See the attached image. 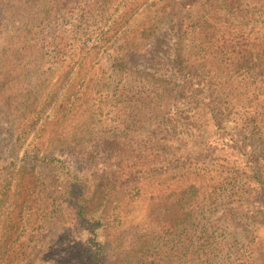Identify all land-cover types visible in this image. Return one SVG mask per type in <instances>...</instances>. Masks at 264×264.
I'll use <instances>...</instances> for the list:
<instances>
[{"label":"rangeland","instance_id":"1","mask_svg":"<svg viewBox=\"0 0 264 264\" xmlns=\"http://www.w3.org/2000/svg\"><path fill=\"white\" fill-rule=\"evenodd\" d=\"M74 6L12 78L41 114L0 110V264H264V0Z\"/></svg>","mask_w":264,"mask_h":264},{"label":"trees","instance_id":"2","mask_svg":"<svg viewBox=\"0 0 264 264\" xmlns=\"http://www.w3.org/2000/svg\"><path fill=\"white\" fill-rule=\"evenodd\" d=\"M76 3H78V0H7L8 5L4 7H9L7 12L10 13V16L1 24L2 31L0 30V110L12 115V120L23 123L22 120L29 114L36 112L41 114L43 110L38 108L41 104L36 102L37 95L30 88L15 84L12 78L20 70L37 71L46 63L51 47L57 45L56 26H60L57 19L68 21L72 25L73 34L80 33L78 27L83 32L89 31L91 26L96 25L92 20L94 19L92 9L89 7L80 15L79 7L74 6ZM68 5L71 6L67 8ZM60 6V10L66 9L67 14L60 12L59 18L57 17L54 20V13ZM56 22L58 25L55 24ZM59 29L62 30V28ZM83 43L85 44V42ZM73 50L79 66L85 69L88 53L79 52L78 47ZM20 76L25 77L24 75ZM51 95L52 90H46L44 94L40 95L42 102L47 103ZM2 128L4 126L0 124V130ZM9 128H15V126L9 124ZM255 173H258V171ZM194 189L195 184H191L185 191ZM184 198L182 197L179 202L183 201ZM178 205L177 202V206L174 205V207H178ZM84 209L82 211L89 214L87 206ZM189 214V212L172 210L170 220L168 218L167 220L175 226L186 222Z\"/></svg>","mask_w":264,"mask_h":264}]
</instances>
